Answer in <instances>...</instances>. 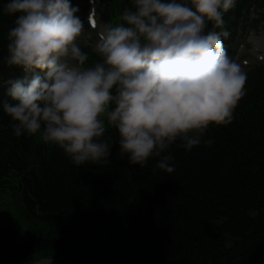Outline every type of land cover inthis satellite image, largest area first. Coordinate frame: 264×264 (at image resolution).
Masks as SVG:
<instances>
[{
	"label": "trees",
	"instance_id": "1",
	"mask_svg": "<svg viewBox=\"0 0 264 264\" xmlns=\"http://www.w3.org/2000/svg\"><path fill=\"white\" fill-rule=\"evenodd\" d=\"M98 1L112 25L131 6ZM6 2L0 0V100L3 82L20 72L2 59L15 19L2 12ZM252 7L260 10L252 23L258 28L264 0H236L225 13L232 41ZM90 47H82L89 65L98 60ZM245 72L246 94L232 121L209 125L211 146L173 147L172 173L130 164L113 128L105 133L111 164L74 165L37 135H13L0 105V264H264V66Z\"/></svg>",
	"mask_w": 264,
	"mask_h": 264
},
{
	"label": "clouds",
	"instance_id": "2",
	"mask_svg": "<svg viewBox=\"0 0 264 264\" xmlns=\"http://www.w3.org/2000/svg\"><path fill=\"white\" fill-rule=\"evenodd\" d=\"M236 0H130L89 53L72 0H7L13 15L0 100L12 133L37 135L77 166L111 164V138L141 169L172 173V148L211 146L209 125H228L247 76L224 46V15ZM211 24V27H209ZM150 161L152 163L150 164Z\"/></svg>",
	"mask_w": 264,
	"mask_h": 264
},
{
	"label": "rangeland",
	"instance_id": "3",
	"mask_svg": "<svg viewBox=\"0 0 264 264\" xmlns=\"http://www.w3.org/2000/svg\"><path fill=\"white\" fill-rule=\"evenodd\" d=\"M77 4L79 5L78 15L81 18H83L84 3L82 4L79 0H77ZM250 13H251L250 17H247L250 19H248V20L246 19L247 21H245L243 23V24H245L244 29H248V32L246 34L242 35V32H241L242 29L240 28V30L238 31V33L235 36L236 44H239V47L237 48L238 49L237 54L233 58L235 61H236V58H239V57L241 59H246V57H247L248 60H251L252 59V56H251L252 48L250 45L253 44L254 42H258L260 44V46L262 48H264V36H263L264 30L262 32V30H260V28L253 29L250 27L251 23H249L250 21L253 22V20L258 19V15H257L258 10L256 8H252ZM107 24H108V21L105 18H103L102 16L101 17L98 16V29H99V31L105 30L108 27ZM77 40L81 44V46H85L88 43H90L91 38L88 39L87 37H83V38L78 37ZM94 44H95V41L92 45L89 44L91 46L90 48L92 49V51L94 48ZM242 69H245V68H242ZM38 264H54V263L52 261H41Z\"/></svg>",
	"mask_w": 264,
	"mask_h": 264
}]
</instances>
